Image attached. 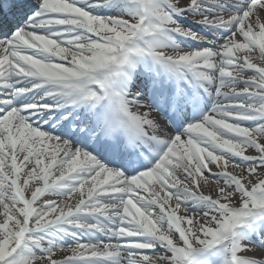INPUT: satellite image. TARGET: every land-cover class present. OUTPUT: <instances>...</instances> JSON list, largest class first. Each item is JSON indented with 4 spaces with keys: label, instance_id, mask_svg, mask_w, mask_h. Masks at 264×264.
Returning <instances> with one entry per match:
<instances>
[{
    "label": "snow or ice",
    "instance_id": "6c2138e0",
    "mask_svg": "<svg viewBox=\"0 0 264 264\" xmlns=\"http://www.w3.org/2000/svg\"><path fill=\"white\" fill-rule=\"evenodd\" d=\"M0 264H264V0H0Z\"/></svg>",
    "mask_w": 264,
    "mask_h": 264
},
{
    "label": "bare ground",
    "instance_id": "6f19581e",
    "mask_svg": "<svg viewBox=\"0 0 264 264\" xmlns=\"http://www.w3.org/2000/svg\"><path fill=\"white\" fill-rule=\"evenodd\" d=\"M212 171L215 172L216 169L213 168ZM57 174H58V173H57ZM30 187H31V186H30ZM205 194H207V190H205ZM161 195H163V193H161ZM48 198H51V199H58V198H56V197H48ZM78 198H79L78 196H75V197H73V199H72L71 201H65V202L75 203V202L78 201ZM173 204H174V201H173ZM248 255H252V253H249Z\"/></svg>",
    "mask_w": 264,
    "mask_h": 264
}]
</instances>
